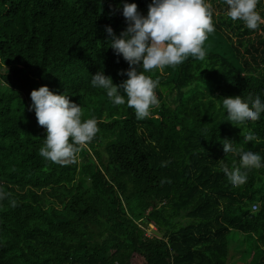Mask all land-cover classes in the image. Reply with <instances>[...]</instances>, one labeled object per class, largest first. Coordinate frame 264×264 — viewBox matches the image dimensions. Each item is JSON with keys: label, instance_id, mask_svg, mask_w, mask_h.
<instances>
[{"label": "trees", "instance_id": "16d2710c", "mask_svg": "<svg viewBox=\"0 0 264 264\" xmlns=\"http://www.w3.org/2000/svg\"><path fill=\"white\" fill-rule=\"evenodd\" d=\"M125 2L146 16L152 0ZM208 2L205 60L146 73L159 104L137 120L90 83L98 71L127 79L104 31L126 29L121 0H0V264H228L247 242L255 251L240 264H264V167L242 170L236 187L221 170L239 167L224 139L264 157V113L234 126L222 106L264 101V25L249 30L215 12L223 0ZM44 85L97 121L76 163L39 155L46 133L29 105ZM249 133L256 140L245 142ZM148 222L160 237L146 235Z\"/></svg>", "mask_w": 264, "mask_h": 264}, {"label": "clouds", "instance_id": "9594fccd", "mask_svg": "<svg viewBox=\"0 0 264 264\" xmlns=\"http://www.w3.org/2000/svg\"><path fill=\"white\" fill-rule=\"evenodd\" d=\"M258 2L223 0L227 6L225 15L232 21H243L249 30H258L260 25H264V17L257 10ZM121 6L126 29L119 36L110 26H105L104 31L105 40L114 54L122 56L129 65L128 69L118 72L127 79L114 84L110 76L98 71L91 75L90 83L93 88L102 89L114 106L126 104L134 110L137 120H143L159 104L155 94L159 81L146 73L176 67L189 57L204 61L206 51L203 44L208 34L215 30L213 8L208 0H152L145 16L137 10L136 3L121 0ZM141 68L142 71H138ZM30 100L29 110H34L38 125L43 126L46 133L39 155L46 161L62 166L76 163L81 148L92 142L98 133L97 121L94 118L82 119L80 104L63 93L57 94L46 85L32 90ZM222 106L226 110L227 121L234 126L258 121L264 113V101L260 95L243 100L240 95L224 97ZM243 139L249 142L256 140V137L249 133ZM222 141L224 154L239 156V167L221 168L232 187L247 182L246 171L242 170L264 167V157L259 153H238L231 140ZM12 205L15 206V201ZM149 225L152 226L150 230ZM152 231L157 229L148 222L146 235H155Z\"/></svg>", "mask_w": 264, "mask_h": 264}, {"label": "rangeland", "instance_id": "374dc122", "mask_svg": "<svg viewBox=\"0 0 264 264\" xmlns=\"http://www.w3.org/2000/svg\"><path fill=\"white\" fill-rule=\"evenodd\" d=\"M264 2V0L262 1V3ZM214 10L216 13H218V10L219 9H223L225 10L224 13L226 12V8L227 6L224 4V5H221V6H214ZM258 8V7H257ZM260 9V8H258ZM264 9V7H263ZM172 96V95H171ZM149 230L151 229V225L148 226ZM232 246H234L232 244ZM250 246V243L247 242L244 244L243 247H236L235 250L237 251L236 253L233 251V250H230L229 254L230 257H229V261H228V264H240V263H245L248 259L251 258L252 254H254V249H252L251 247L249 248ZM241 251H245L244 253L241 252ZM239 252V253H238ZM132 264H137L136 260L135 259H132Z\"/></svg>", "mask_w": 264, "mask_h": 264}, {"label": "water", "instance_id": "95a60500", "mask_svg": "<svg viewBox=\"0 0 264 264\" xmlns=\"http://www.w3.org/2000/svg\"><path fill=\"white\" fill-rule=\"evenodd\" d=\"M157 237H159L160 236V233L159 232H157V231H152Z\"/></svg>", "mask_w": 264, "mask_h": 264}, {"label": "built area", "instance_id": "2783aa9c", "mask_svg": "<svg viewBox=\"0 0 264 264\" xmlns=\"http://www.w3.org/2000/svg\"><path fill=\"white\" fill-rule=\"evenodd\" d=\"M255 206H256V205H254V204H253V205H252V209H254V208H255Z\"/></svg>", "mask_w": 264, "mask_h": 264}]
</instances>
